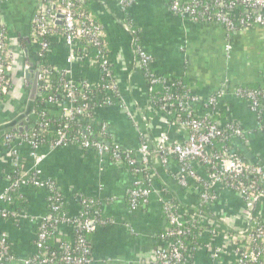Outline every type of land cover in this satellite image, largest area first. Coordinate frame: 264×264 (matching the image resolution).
Wrapping results in <instances>:
<instances>
[{"label": "crops", "instance_id": "0c3cea01", "mask_svg": "<svg viewBox=\"0 0 264 264\" xmlns=\"http://www.w3.org/2000/svg\"><path fill=\"white\" fill-rule=\"evenodd\" d=\"M2 3V21L11 39L9 53H15V58L24 53L19 40L29 37L36 2L2 0ZM91 9L93 17L104 28L112 72L120 80L121 99L135 122L118 106L96 110V115L107 124L112 142L123 148L136 149L143 135L153 147L154 141L164 133L175 141L185 142L187 132L168 127L164 117H146V83L133 49L132 32L124 22L125 16L119 6L114 1L97 0ZM127 18L136 28L142 49L153 59L157 73L183 78L203 97L222 93L215 113L218 123L224 125L232 120L245 131L243 140L234 138L231 141L232 148L248 161L264 162V130L248 104L233 95L235 87L240 85H255L264 91V28L251 27L228 33L221 25L194 24L172 15L165 0H134L127 10ZM54 53L56 62L63 64L66 50L59 44ZM22 55L14 59L13 86L0 107V124L21 112L17 104H23L31 83L21 70L26 62ZM75 72L82 76L85 71L75 66ZM93 72L86 70V78L96 80ZM9 97L12 103H7V107L5 102ZM261 121L264 123V110ZM21 154L25 169L30 170L33 163L28 148L23 147ZM39 154L43 157L38 166L40 177L53 181L64 194V208L70 217L80 214L77 196L81 195L96 199L103 216L112 221L109 226L98 227L90 236L91 264H152L157 237L165 227L161 212L164 198L176 201L185 209L184 215L193 211L189 218L195 217L201 223L195 245L188 246L183 264H234L233 247L225 241L224 232L228 229L245 231L250 217L264 218L263 199H257L252 210L247 212L235 193L223 189H218L214 206L200 204L195 188L192 192L186 191L173 179L172 174L177 169L174 161L168 167H162L158 159H154L152 170L156 192L150 195L146 206L130 209L126 190L134 177L124 166H113L99 159L94 152L85 153L77 147L40 148ZM9 170L8 153L0 145V236L8 240L12 255L1 264H24V260L36 253L38 225L48 212V192L44 188L21 186L16 192L20 195L22 209L17 213L16 200L2 198L10 186ZM5 210H11L15 216L3 218L1 212ZM70 232L67 225L59 226L55 231L56 235L66 237Z\"/></svg>", "mask_w": 264, "mask_h": 264}, {"label": "built area", "instance_id": "2783aa9c", "mask_svg": "<svg viewBox=\"0 0 264 264\" xmlns=\"http://www.w3.org/2000/svg\"><path fill=\"white\" fill-rule=\"evenodd\" d=\"M84 1L86 0H35L29 38L40 62V95L51 91L44 99V104L58 107L63 118L72 119L79 125L86 123V133L91 129L96 110L112 106H118L135 123L132 112L121 99L120 80L111 70L110 57L105 55L102 48V38L105 36L102 25L98 24L92 14L76 5V2L82 5ZM113 1L121 11L130 9L134 3V0ZM165 1L172 15L194 24L221 25L228 33L251 27L264 28V0ZM2 4L0 0V107L4 104L2 97L7 96L13 86L15 71V53H9L11 39L2 21ZM59 44L67 52L63 64L56 62V53L54 54L55 47ZM137 51L136 57L143 69L141 70L147 92L152 94L155 85H161L164 90L161 98L163 104L158 106L150 98L149 109L164 117L168 127L187 132L186 141H175L168 133H164L150 147L148 139L141 135L138 147L131 149L116 143L92 140L87 135L69 137L67 126L53 125L46 118V112L37 114L38 128L34 132L5 133L0 145L6 149L10 170L17 172V178L14 182H9L10 186L2 196L3 200L11 201L8 193H16L21 186L44 188L48 192V212L40 219L35 240V254L41 253L42 258L33 255L24 260V264H91L92 255L91 258L87 257L90 251L84 235L94 233L99 227L98 213L101 209L89 197L77 196L81 208L78 216L70 217L67 213L61 217L58 215L62 206L61 196L51 180L40 177L38 166L43 160L39 154L40 148L59 150L77 147L85 153L94 152L103 161L109 157L115 165L123 166L125 163L132 167L130 171L134 178L126 190L130 209L146 206L150 195L156 192L152 173V162L155 158L162 167H168L174 161L177 169L172 177L177 185L182 189L195 188L201 204L205 207L216 204L218 189L235 193L243 201L247 212L252 210L257 199L264 200V162L243 160L231 144L223 145L220 152L215 150L214 142L217 139L230 142L234 138L243 140L245 134L235 121H226L224 125L218 123L215 113L223 97L222 93L203 97L187 87L188 91L178 94L176 86L180 84L171 77H163L160 73L150 71L153 59L143 49ZM75 66H80L84 71L93 70L96 80L79 78ZM21 70L25 75L33 68L25 62ZM233 95L248 104L259 121L261 130H264V123L261 121L264 91L235 88ZM196 105L203 112L194 109ZM107 127L102 121V133ZM48 128L53 135L46 132ZM23 147L28 148L29 158L33 163L30 170H20V165L24 163L21 154ZM161 212L165 227L158 246L154 249L151 263L183 264L188 250L184 239L191 232V228L195 225L201 226V223L195 217H184L180 206L171 199L164 198L161 201ZM1 216L8 218L15 215L11 210H5L1 212ZM250 221H257L252 231L249 228L238 232L228 229L223 234L225 241L233 247L234 264H259V257L264 252L259 241L264 239V218L250 217ZM62 225L70 228L71 241L57 247L58 255L48 253L45 249L49 234ZM74 234L76 240L72 239ZM247 247L252 250H246ZM218 251L219 249L216 250V255ZM11 258L5 237L0 236V264Z\"/></svg>", "mask_w": 264, "mask_h": 264}, {"label": "trees", "instance_id": "16d2710c", "mask_svg": "<svg viewBox=\"0 0 264 264\" xmlns=\"http://www.w3.org/2000/svg\"><path fill=\"white\" fill-rule=\"evenodd\" d=\"M96 1L97 0H86V1L83 2L82 5H80L81 3L76 2V5H77L78 8L83 9L87 13H90V14L93 15V13H92L93 11H92L91 7H92V5ZM110 1H113V0H110ZM35 6H36V4H35ZM34 11H35V7H34ZM34 11H33V14H34ZM33 14H32V17H33ZM122 14L125 16L124 17V22L126 23L127 27L130 29V32H132V36H133V49H134V52H135V55H136L137 52H138L137 50L138 49H142L141 45L139 44V40H138L136 28L133 26V23L127 18V10L126 9H123ZM94 19L97 20L96 18H94ZM31 20H32V18H31ZM98 24L101 25L100 22H98ZM30 27H31V22H30L29 33L28 34H30ZM102 29L104 31V28L103 27H102ZM7 30H8V28H7ZM104 34H105V32H104ZM106 40L107 39H106V35H105L102 38V48L104 50L105 55H108V52H107L108 49H107V45H106ZM19 41H20L19 44H20V47L22 48V51L24 49H27V51H28V55L27 56H25L24 53H23L24 56L22 55V53L20 55H22L24 61L28 62L29 66L32 67L35 70L36 68H38L40 66V62H39V60L37 58V51L31 45L30 38L28 36L22 37V38H20ZM7 53H8V50H7ZM20 55H18L14 59L19 58ZM140 68L142 69L141 66H140ZM111 70H112V67H111ZM150 71H153V72L155 71L154 66L152 68H150ZM85 74H86V71L83 72V75L80 76L79 78H86V75ZM163 77H171V76L163 75ZM171 78H173L174 80H176V83H179L180 84V85H177L176 86V91H177L178 94L188 91V89H186V88L187 87H190V86H189V84L183 78H181V77H171ZM54 87H55V85H54ZM29 88H30V85H28L26 92L29 90ZM235 88H246V89H252V90H260L255 85H240V86H237ZM146 89H147V87H146ZM146 89H145V91L147 93V95H146L147 107H146V110H145L146 117L147 118H151V117L158 118V117H161V116L153 113L152 110L149 109V100H150V98H152V99H154L157 102L158 106L162 105L163 103L161 101V98H162V96L164 94V90L162 89L161 85H155L152 94H149ZM9 91H11V89H9ZM9 91H8V93H9ZM260 91H262V90H260ZM50 92L51 91H49L48 93L44 92L42 95H40L36 99V101H35V107H34L35 116H37V114H39L40 112H46L47 113L46 118L50 120V123H52L53 125H56L57 127L67 126V133H68V136L69 137H74V136L75 137H77V136L78 137L79 136L81 137L83 135L86 137V135H87L92 140H102V141H106V142H109V143L113 144V142L111 140L110 133L108 132V130H106L105 132L102 133V131H101V123H102V121L99 118V116L96 115V113H95L96 116H94V119H93V123L90 126L91 129H90L89 133H86V129H85L86 128V123H84V124L81 123L79 125L78 123H76L72 119L63 118L60 115V112L61 111H60V109L58 107H55V106H52V107L51 106H46L44 104V99L48 96V94ZM192 92L193 93H198L195 89H193ZM5 97H7V96L6 95L3 96L2 99H1V101H4L6 99ZM17 106H18V109L21 110V111L24 108V105L23 104L22 105L21 104H17ZM193 108L196 109V110H200V107L197 106V105L194 106ZM201 112H203V111H201ZM37 128L38 127H37V125L35 123V126L32 129L28 130V132L29 133H32ZM49 130H50V128H48L46 132L49 133L50 132ZM17 134H19V133L17 132ZM50 135H53V134L51 133ZM48 137H49V135H48ZM0 142H1V139H0ZM225 144L226 145H230L231 142L230 141H223L222 139H217L214 142L216 152H220L222 146L225 145ZM237 155H239V157L242 158L243 160H247L239 152H237ZM106 162H109L113 166L115 165L113 163V161L109 157L106 158ZM123 166L125 168H127L129 171L132 168V167L130 168V166L127 165V164H125V163L123 164ZM24 168H25L24 163H22L20 165V170L21 169L23 170ZM152 173H154L153 170H152ZM153 176H154V174H153ZM16 178H17V172L16 171L9 170V176H8L9 182H14L16 180ZM53 184L55 185L54 182H53ZM191 188L192 187L187 188V189H184V190L191 191ZM56 191L61 196L60 197L61 198L60 204L62 206L60 207V210L58 212V215L61 217V216H63L67 212L65 210V208H64V203H65L64 202V194L57 187H56ZM19 196L20 195H17V192L15 193V192H12L11 191V192L8 193V197L9 198H12V199L14 198L16 200L15 202H17V204H16V212L17 213H19L21 211V209H22V201L20 200V198H18ZM126 198H127V195H126ZM197 198H198V200H199V202L201 204V201H200V198H199L198 193H197ZM90 199L91 200H94L96 202V206L99 207V203L96 201V199H93V198H90ZM127 204H128V199H127ZM128 206H129V204H128ZM180 210L184 211L185 209H183L180 206ZM192 213H193V211L189 210L188 211V214H185L184 217L188 218L189 215H191ZM98 220H99V227H103V226L106 227V226H109L111 224V220L110 219H107V217H104L102 211H100L98 213ZM257 221H259V219H257ZM256 222L250 221V224H249V227H248L249 228V231H252V230L255 229ZM162 233H163V230L160 232V234L157 237L158 238V243H159V240H160L159 238H161V234ZM198 233H199L198 225H195L193 228H191V232L189 234H187L186 237H185V239H184V241L188 244V246L189 245H191V246L195 245L196 237L198 236ZM91 234H85L84 235V238H85L86 243H87V248L90 251V254L87 256L88 258H91V255H92V248H91V244H90V236H91ZM72 239L73 240H76V234H74V236H73ZM5 241H6V244H7L8 248H9V242H8V240L6 238H5ZM70 241H71V239L69 237H66V236H63V235H56L55 232L50 233L49 234V238L46 241L47 248L45 250L48 253H55L56 255H58L57 247L60 246L63 243L64 244L65 243H69ZM259 241L262 244V246L264 247V239L261 238V239H259ZM157 246H158V244L156 245V247ZM246 250L251 251L252 248L251 247L250 248L247 247ZM36 255H38L37 256L38 258H42V254L41 253L40 254H35V256ZM78 255H80V252L79 251H78ZM259 264H264V252L259 257Z\"/></svg>", "mask_w": 264, "mask_h": 264}, {"label": "water", "instance_id": "95a60500", "mask_svg": "<svg viewBox=\"0 0 264 264\" xmlns=\"http://www.w3.org/2000/svg\"><path fill=\"white\" fill-rule=\"evenodd\" d=\"M60 24V21L57 22ZM24 55H28L27 49H24ZM38 76L39 70L36 68L35 70L27 71L25 74L26 79L30 80V88L25 93L23 99L24 108L21 112H19L12 119L7 120L0 124V139L4 136L5 133L8 132H26L32 129L36 123V116L34 113L35 101L40 96V89L38 87Z\"/></svg>", "mask_w": 264, "mask_h": 264}, {"label": "rangeland", "instance_id": "374dc122", "mask_svg": "<svg viewBox=\"0 0 264 264\" xmlns=\"http://www.w3.org/2000/svg\"><path fill=\"white\" fill-rule=\"evenodd\" d=\"M16 90V89H15ZM16 92V91H15ZM14 92V93H15ZM7 103H9L10 105H11V103H12V99L9 97V98H7V102H5V104H6V106L8 107V104ZM127 107V106H126ZM128 108V107H127ZM127 117L129 118V116L127 115ZM137 126V125H136ZM143 136V135H142ZM215 253H216V251H215Z\"/></svg>", "mask_w": 264, "mask_h": 264}]
</instances>
